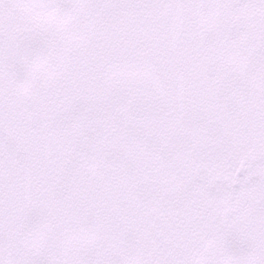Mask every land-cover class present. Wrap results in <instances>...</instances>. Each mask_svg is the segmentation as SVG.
Here are the masks:
<instances>
[{"label": "snow or ice", "instance_id": "6c2138e0", "mask_svg": "<svg viewBox=\"0 0 264 264\" xmlns=\"http://www.w3.org/2000/svg\"><path fill=\"white\" fill-rule=\"evenodd\" d=\"M0 264H264V0H0Z\"/></svg>", "mask_w": 264, "mask_h": 264}]
</instances>
